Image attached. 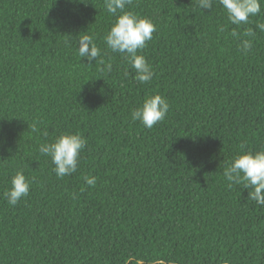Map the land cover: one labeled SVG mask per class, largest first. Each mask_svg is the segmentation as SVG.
<instances>
[{
  "label": "trees",
  "instance_id": "16d2710c",
  "mask_svg": "<svg viewBox=\"0 0 264 264\" xmlns=\"http://www.w3.org/2000/svg\"><path fill=\"white\" fill-rule=\"evenodd\" d=\"M128 10L156 26L140 52L146 84L106 47L116 17L104 0H0V264H264V206L223 176L241 145L264 148V2L239 26L218 3ZM83 35L101 50L92 64L78 56ZM153 94L170 107L148 129L131 112ZM77 132V171L59 178L40 146ZM18 171L31 187L12 206Z\"/></svg>",
  "mask_w": 264,
  "mask_h": 264
},
{
  "label": "clouds",
  "instance_id": "9594fccd",
  "mask_svg": "<svg viewBox=\"0 0 264 264\" xmlns=\"http://www.w3.org/2000/svg\"><path fill=\"white\" fill-rule=\"evenodd\" d=\"M264 0H195L201 9H212L214 3H218L227 13L228 20L234 25L247 24L250 17L261 13V3ZM132 4V0H104L106 11L115 16V22L105 34L106 47L113 53L122 54L135 72L134 79L141 84L149 83L154 75L153 69L146 57L140 54L147 43L153 39L156 26L150 18L140 16L134 11H125L126 6ZM257 28L264 32V23L257 24ZM223 31V29H221ZM236 35V33H233ZM255 32L247 30L245 37H253ZM242 51H248L252 47L250 39H243L240 44ZM78 56L85 58L92 64L101 56V50L93 42L90 35H83L77 41ZM101 71L111 72V62L105 63ZM127 74V73H126ZM169 103L159 94L146 95L142 102L132 110L131 119L139 121L145 128L151 129L158 122L163 121L169 111ZM32 131L39 133L37 124L32 125ZM43 135H47L44 132ZM87 140L80 133H61L51 143L40 146V153L51 158L54 172L57 177L64 178L77 171L78 162L82 150L86 147ZM236 154L231 162L224 168L223 176L229 186L243 184L248 189V197L258 206H264V148L257 151L243 150ZM84 180L87 185L95 186L97 178L89 175ZM30 181L23 172L18 171L12 176L10 187L4 192V198L9 205H17L30 192ZM137 264H140L138 261Z\"/></svg>",
  "mask_w": 264,
  "mask_h": 264
}]
</instances>
